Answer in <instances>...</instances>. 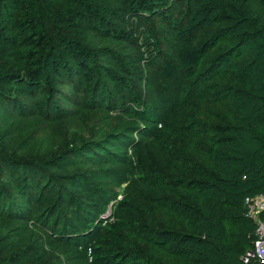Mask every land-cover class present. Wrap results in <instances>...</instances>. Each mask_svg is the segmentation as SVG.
<instances>
[{
    "label": "trees",
    "instance_id": "1",
    "mask_svg": "<svg viewBox=\"0 0 264 264\" xmlns=\"http://www.w3.org/2000/svg\"><path fill=\"white\" fill-rule=\"evenodd\" d=\"M264 0H0V264H258Z\"/></svg>",
    "mask_w": 264,
    "mask_h": 264
},
{
    "label": "built area",
    "instance_id": "2",
    "mask_svg": "<svg viewBox=\"0 0 264 264\" xmlns=\"http://www.w3.org/2000/svg\"><path fill=\"white\" fill-rule=\"evenodd\" d=\"M246 214L257 222L256 238L252 248L243 255L244 262L255 259L258 264H264V194L247 196L245 198Z\"/></svg>",
    "mask_w": 264,
    "mask_h": 264
}]
</instances>
